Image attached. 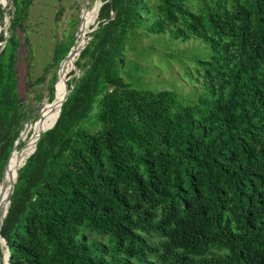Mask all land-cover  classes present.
<instances>
[{"label":"trees","instance_id":"1","mask_svg":"<svg viewBox=\"0 0 264 264\" xmlns=\"http://www.w3.org/2000/svg\"><path fill=\"white\" fill-rule=\"evenodd\" d=\"M98 1L80 16L77 52L62 64L52 108L65 75L78 74L75 66L90 53L89 64L53 127L22 156L1 229L9 263L264 264V0ZM31 2L7 7L0 179L14 141L9 162L40 127L29 122L18 133L33 111L19 90L16 34ZM4 16L0 5L1 26ZM96 18L99 27L87 33ZM74 32L64 30L55 44V67ZM144 33L201 40L192 68L203 89L196 102L135 77L139 67L125 46ZM87 233L96 236L89 241Z\"/></svg>","mask_w":264,"mask_h":264},{"label":"rangeland","instance_id":"2","mask_svg":"<svg viewBox=\"0 0 264 264\" xmlns=\"http://www.w3.org/2000/svg\"><path fill=\"white\" fill-rule=\"evenodd\" d=\"M186 1L190 6L197 2L196 0ZM8 2L9 0H6V7H8ZM86 3H89V7L85 6ZM98 3V0H32L28 17L23 21L22 26L16 29L17 37L21 42L17 61L19 90L25 98L26 107L35 110L38 100L34 98L36 92L42 93L44 96L48 94L49 81L53 72H57L58 69L54 66L53 59L55 44L60 41L62 32L64 30L68 33L74 32L80 16L88 9L97 8ZM0 5L4 7L2 0ZM194 7L193 9H196ZM61 8L62 11L58 15L57 11ZM91 17L92 15L88 18ZM71 19L74 20V23L68 24ZM97 19L90 25L87 33L99 27ZM1 27L0 32L3 30ZM8 27L5 28V31H8ZM90 39L91 36H87L88 42ZM132 40L134 48L138 50L144 48L147 51L143 55H138L133 47L125 46V57L127 60L134 61L139 67L133 73H136L135 77H138L143 85L152 89H171L177 93L181 102H196L197 98L202 95L203 89L202 82L196 80L192 68L195 54H200L204 50L201 40L178 41L171 39L167 33L161 35L144 33ZM2 45V41H0V48ZM28 46L31 48V52L28 51ZM90 59L89 53L80 61L83 70L87 68ZM80 73L79 71L78 74L80 75ZM41 75H44V80L39 84L32 85L31 83ZM71 75L72 71H69V80L73 79ZM52 112L53 108L48 102H45L42 116L39 121H36L37 126L41 127L47 119L55 120L57 115ZM18 162L19 158H16L11 165L15 167ZM3 191L2 189L1 192ZM87 235L89 241H92L96 236V234L90 233ZM0 243L3 247L2 241ZM5 254L6 249L4 248V264H6Z\"/></svg>","mask_w":264,"mask_h":264},{"label":"water","instance_id":"3","mask_svg":"<svg viewBox=\"0 0 264 264\" xmlns=\"http://www.w3.org/2000/svg\"><path fill=\"white\" fill-rule=\"evenodd\" d=\"M104 1L100 0V3L101 5L103 4ZM2 3L4 5L3 8H5V16H4V23L2 25L1 28H3V31H4V40L2 41V44L4 45L5 41H6V38L8 36V31H5V28L7 26L10 25V17L7 13V7L5 5L6 3V0H2ZM100 5V6H101ZM85 6H88L89 7V3H86ZM114 16V12L111 11V16L110 18H112ZM80 25V20H79V23L75 29V32H74V38H73V43L70 47V49L68 50L67 54L65 55V57L60 61L59 63V66H58V69H57V72H56V77L55 79L50 83V86H51V91L48 92L47 95H43L40 96L37 100V105H36V108L35 110L27 117V119L22 123V125L19 127V130H18V133L21 134V130L25 128L26 125H28L29 122H32V123H36V121H39L40 120V116H42V111L44 109V106H45V102H53V100L55 99V91H56V82L58 81L59 79V73H60V70L62 68V64L65 60H67L69 57H71V55H73L72 53H74L73 51L76 50V45H75V41H76V36H77V32H78V26ZM87 37V36H86ZM2 45V47H3ZM1 47V48H2ZM1 48H0V51H1ZM79 57V56H78ZM77 57V58H78ZM76 58V59H77ZM74 64H76V62L74 61ZM77 68V70H79L81 73L80 75L79 74H74V71L72 72V75L71 77L73 78L72 80H69V74L66 76L65 75V87H66V93L62 99V101L60 102V105H59V108H58V115H57V118L60 114V110H61V107L64 103V101L67 99L70 91L72 90L73 86L76 84L77 80L79 79V77L82 75V73L84 72V70L82 69V67H78L77 65L75 66ZM48 103V104H50ZM57 120V119H56ZM55 120V122H56ZM55 122L48 128H46L41 134L40 136L37 138L36 142H35V145H34V148H33V151L28 155V157H30L35 149H36V145H37V142L39 141V139L41 138V136L44 134V132L50 128L53 127V125L55 124ZM17 133V135H18ZM15 143V141H14ZM14 143H13V147L10 149V151L7 153V157L4 161V164H3V169H2V172L3 173H6L7 172V165H8V162H9V159H10V156L11 154L13 153V151L15 150V147H14ZM27 157V158H28ZM26 158V159H27ZM26 160L23 162V164L20 166L22 167L24 164H25ZM19 167V168H20ZM19 168L16 169V172H15V178H12L11 176V173L8 174V188H7V192L5 193V195L3 197H1V202H0V242L1 240L3 241V244L5 246V249H6V254H5V260H6V264H10L9 263V260H8V256H9V251H8V247L6 245V242L4 240V238L1 236V229L3 227V223H4V219L6 217V214L9 210V206H10V203H11V198L15 192V187H16V181H17V178H18V174H19ZM8 173V172H7ZM2 177V176H1Z\"/></svg>","mask_w":264,"mask_h":264},{"label":"bare ground","instance_id":"4","mask_svg":"<svg viewBox=\"0 0 264 264\" xmlns=\"http://www.w3.org/2000/svg\"><path fill=\"white\" fill-rule=\"evenodd\" d=\"M88 23H89V20H88ZM82 33H80V34L82 35ZM76 52H77V50H76ZM64 83L65 82H61L60 85H59L60 87H59V90H58L57 95H56L55 107L53 108L52 114L56 113V115H57V113H58V108H59V105H60V102H61V99H62V87H63ZM54 121L55 120L52 119L48 124L44 123L41 127H39V128L34 130V132L32 133V135L29 138V140L27 141V143L21 148V150L17 153L15 158L11 159V161L9 162L8 167H7L8 174L11 173V176H12L16 172V169L19 168L20 164L22 163V156L33 145V142L36 140V137L40 134V132H42L43 130L48 128ZM16 158H19L18 164L15 167L11 166L12 161L15 160ZM10 166H11L12 170L10 169ZM8 174H7V177H8ZM7 177L5 179H0V202H1V199H2L1 197H3L5 195V193L7 192V188H8V185H9ZM2 189L4 190L3 192H1ZM1 193H2V195H1ZM2 243H3V241H2Z\"/></svg>","mask_w":264,"mask_h":264}]
</instances>
